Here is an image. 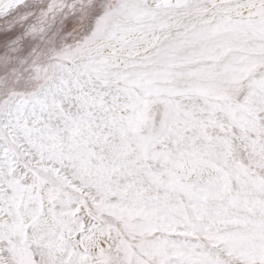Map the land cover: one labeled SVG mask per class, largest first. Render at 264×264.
Wrapping results in <instances>:
<instances>
[{
	"label": "snow or ice",
	"instance_id": "1",
	"mask_svg": "<svg viewBox=\"0 0 264 264\" xmlns=\"http://www.w3.org/2000/svg\"><path fill=\"white\" fill-rule=\"evenodd\" d=\"M0 18V264H264V0Z\"/></svg>",
	"mask_w": 264,
	"mask_h": 264
},
{
	"label": "rangeland",
	"instance_id": "2",
	"mask_svg": "<svg viewBox=\"0 0 264 264\" xmlns=\"http://www.w3.org/2000/svg\"><path fill=\"white\" fill-rule=\"evenodd\" d=\"M11 24L12 22H10L7 18H0V36H3L5 32L10 31Z\"/></svg>",
	"mask_w": 264,
	"mask_h": 264
}]
</instances>
